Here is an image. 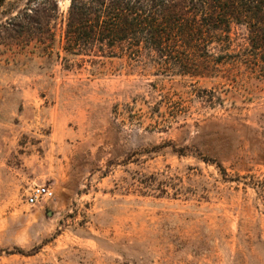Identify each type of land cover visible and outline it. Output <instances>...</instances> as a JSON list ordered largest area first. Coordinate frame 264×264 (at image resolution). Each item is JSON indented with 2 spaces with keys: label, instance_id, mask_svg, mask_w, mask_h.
Instances as JSON below:
<instances>
[{
  "label": "rangeland",
  "instance_id": "obj_1",
  "mask_svg": "<svg viewBox=\"0 0 264 264\" xmlns=\"http://www.w3.org/2000/svg\"><path fill=\"white\" fill-rule=\"evenodd\" d=\"M30 1L0 7V264H264V64L74 57L69 1L41 41Z\"/></svg>",
  "mask_w": 264,
  "mask_h": 264
},
{
  "label": "trees",
  "instance_id": "obj_2",
  "mask_svg": "<svg viewBox=\"0 0 264 264\" xmlns=\"http://www.w3.org/2000/svg\"><path fill=\"white\" fill-rule=\"evenodd\" d=\"M68 1L62 48L74 57L127 58L193 78L206 76L210 62L264 64V0ZM30 2L12 26L39 41L53 36L59 0Z\"/></svg>",
  "mask_w": 264,
  "mask_h": 264
},
{
  "label": "built area",
  "instance_id": "obj_3",
  "mask_svg": "<svg viewBox=\"0 0 264 264\" xmlns=\"http://www.w3.org/2000/svg\"><path fill=\"white\" fill-rule=\"evenodd\" d=\"M54 196V191H52L49 187L38 186L32 190L31 194L28 196L27 201L31 206H36L42 201L54 198Z\"/></svg>",
  "mask_w": 264,
  "mask_h": 264
}]
</instances>
